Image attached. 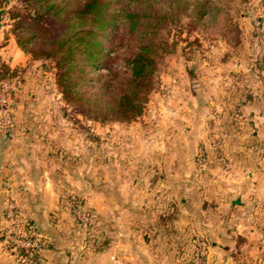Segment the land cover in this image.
<instances>
[{
  "label": "rangeland",
  "instance_id": "1",
  "mask_svg": "<svg viewBox=\"0 0 264 264\" xmlns=\"http://www.w3.org/2000/svg\"><path fill=\"white\" fill-rule=\"evenodd\" d=\"M209 5L198 19L193 11L184 14L176 0H156V70L142 115L130 122H101L65 104L50 63L32 61L17 47L7 12L20 0H0V65L17 70L8 90L11 124L0 119V145L13 131L31 133L13 143L24 139L39 148L38 157L53 171L62 194L68 218L61 224H70L74 245L84 255L105 253L113 233L124 229L130 241L149 245V256L160 255L157 244L184 243L187 249L179 251L191 262L198 242L206 243L207 252L215 239L197 226L231 229L234 189L248 183V169L238 170L234 160L247 159L243 152L251 148L264 156V126L254 134L251 120H241L249 102L264 114V0ZM260 173L263 180L264 170ZM183 184L192 187L187 204ZM9 204L16 210L7 202L6 213ZM16 211L21 226L28 220ZM188 212L194 218L186 219ZM187 222L190 234L176 230ZM44 241L42 247L48 245ZM244 242L236 264L253 259ZM43 249L39 254L46 264ZM112 255L135 264L132 250Z\"/></svg>",
  "mask_w": 264,
  "mask_h": 264
},
{
  "label": "trees",
  "instance_id": "2",
  "mask_svg": "<svg viewBox=\"0 0 264 264\" xmlns=\"http://www.w3.org/2000/svg\"><path fill=\"white\" fill-rule=\"evenodd\" d=\"M191 1L176 0L177 7L184 14L193 11L198 19L211 9V0ZM155 3L20 0V6L7 13L17 47L32 61L50 63L65 104L88 119L130 122L142 115L152 91L159 31L152 16ZM16 76V69L0 65V83L12 82ZM21 227L29 239L40 236L45 242L34 222L26 221ZM32 257L41 260L40 254Z\"/></svg>",
  "mask_w": 264,
  "mask_h": 264
},
{
  "label": "crops",
  "instance_id": "3",
  "mask_svg": "<svg viewBox=\"0 0 264 264\" xmlns=\"http://www.w3.org/2000/svg\"><path fill=\"white\" fill-rule=\"evenodd\" d=\"M10 67L13 68V65ZM253 103L249 102L244 106L241 120L245 117L250 119L252 133L256 129L259 135L263 131L264 114L262 111H256ZM30 135L27 131L16 130L9 135L7 142L6 137H2L5 142L0 145V233L7 225L4 213L7 202H10L24 219L35 223L39 233L47 240L48 245L42 251L46 264H110V256L115 250H132L135 264H186L187 255L179 251L187 249V246L184 248V243L173 241L169 244H157V250H162L160 255L149 256V245L130 241L128 237L131 233L127 234L124 229L113 233V240L107 245L105 253L88 254L87 250L84 255L81 247L74 245V230L70 224H61L64 217L68 218V215L63 213L66 210L61 209L62 194L55 188L53 171L38 157L39 148L23 144L26 143L24 139L22 144L13 143ZM257 150L258 148L248 149L243 152L247 159L238 160L237 157L234 160L238 170L248 169V183L245 187L236 185L234 189L235 197L231 199V204L236 208V212L231 215V229L227 231L226 228L223 231L220 227L211 228L210 224L205 225L208 229L197 226L199 230L215 238L211 241L212 249H207L204 264H236L235 253L241 250L243 238L249 250L248 254L253 258L248 263L264 264V179L259 178L260 171L264 170V156L258 157L259 152L262 154L263 151ZM248 163H251V167H247ZM182 188L185 196L182 201L187 200V204L193 196L190 193L192 187L190 184H183ZM241 188H244L243 192L240 191ZM51 215H55L54 219H51ZM188 215L186 219L194 218L191 212H188ZM188 223L183 229L176 230L181 234H190L192 227H188ZM226 247H229V250ZM0 264H17L1 242Z\"/></svg>",
  "mask_w": 264,
  "mask_h": 264
},
{
  "label": "built area",
  "instance_id": "4",
  "mask_svg": "<svg viewBox=\"0 0 264 264\" xmlns=\"http://www.w3.org/2000/svg\"><path fill=\"white\" fill-rule=\"evenodd\" d=\"M10 82L3 81L0 83V119L4 124L10 125V94H9ZM203 159L200 156L199 165L202 164ZM78 218L84 222L88 218L77 214ZM7 226L3 230V241L1 244L5 247L7 252L11 254L17 260V264H41V260L37 261L32 256L39 254L42 249L43 242H41L40 236L37 239L31 240L25 234L23 228L16 224L14 217V207L9 204L6 213ZM207 245L204 241L197 243L193 251V257L191 264H204L205 250ZM111 264H127L126 261L119 256L113 255L111 257Z\"/></svg>",
  "mask_w": 264,
  "mask_h": 264
},
{
  "label": "water",
  "instance_id": "5",
  "mask_svg": "<svg viewBox=\"0 0 264 264\" xmlns=\"http://www.w3.org/2000/svg\"><path fill=\"white\" fill-rule=\"evenodd\" d=\"M1 15H2V11H0V21H1ZM0 28H1V23H0Z\"/></svg>",
  "mask_w": 264,
  "mask_h": 264
}]
</instances>
